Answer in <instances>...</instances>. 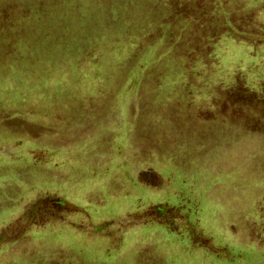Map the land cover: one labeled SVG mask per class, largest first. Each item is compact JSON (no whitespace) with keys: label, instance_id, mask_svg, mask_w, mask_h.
Masks as SVG:
<instances>
[{"label":"rangeland","instance_id":"1","mask_svg":"<svg viewBox=\"0 0 264 264\" xmlns=\"http://www.w3.org/2000/svg\"><path fill=\"white\" fill-rule=\"evenodd\" d=\"M176 1L0 0V125L16 129L0 133V234L37 198L70 208L0 236V264H264V106L226 93L232 75L255 90L264 46L225 44L217 72L183 78L155 44L204 12ZM121 40L139 64L160 56L157 79L127 73ZM80 58L99 74L74 82Z\"/></svg>","mask_w":264,"mask_h":264},{"label":"trees","instance_id":"2","mask_svg":"<svg viewBox=\"0 0 264 264\" xmlns=\"http://www.w3.org/2000/svg\"><path fill=\"white\" fill-rule=\"evenodd\" d=\"M182 1L184 0H177L176 2L178 3H175L176 7H182V3H184ZM200 1L204 12L201 25L197 27H187V24L190 22V18L187 16L183 19V21L181 20V23L185 24V32L180 34V31H176L177 33L171 35L172 29L169 28V23H164L165 27L162 29L165 30L166 35L161 41L157 43L155 42L157 52L163 49H168V52L170 51L171 54L173 53L175 55L176 60L173 68H171L173 72L183 74V78L192 77L193 74H196L199 77H204L203 74H205V76L209 78L215 71L217 72V68L214 69L215 67H213V65L217 63L215 61L218 60L214 57V53L218 55V51L221 52V46L225 44H247L251 46L254 45L257 48L264 46V26L261 22V20L264 18V13H261L264 12V0H250V4L248 3V0ZM245 1L248 4L245 3ZM257 2L259 3V5L257 4ZM212 3H215L214 7L211 6ZM245 4L247 7H244ZM1 6L2 7H0V9H4L5 5ZM205 8L207 9L205 10ZM242 8L243 11H241ZM241 13H243V15H241ZM211 28L215 29L213 34ZM169 32L170 35L168 34ZM198 33L200 34L199 36H197ZM218 34L220 36H218ZM240 35H243V37H240L241 40L236 38V36L238 37ZM167 36H170L171 44L169 41L166 42ZM181 41H183V43H181ZM111 42L112 41H108V46H110ZM134 43L135 42L127 43L126 47H124V44L122 42V49H120L118 52V56L121 54V51L122 54H124V56H122V63H126L125 70H127L128 74L136 70L134 75L137 76L140 74L139 70H144L147 75H149L147 79H157L158 73L155 69V66L157 64H160V56L157 57L155 53H153V56L155 55V57L152 56V58L150 57L145 59L143 62H141L144 65L139 64L140 61L138 62V54L134 50L136 44ZM117 48H119V46H117L116 49ZM116 52L117 51H115L114 54ZM135 54L137 55L135 56ZM256 55H261V53L256 52ZM249 65L250 63L245 64L244 69L246 68V70H250ZM140 67L141 69H139ZM262 67L263 73L264 60L262 61ZM98 70L99 69H97L94 60H85L83 58H80L77 63V67L75 69H72L70 73L73 77L77 75L74 81L77 82L79 81V78L84 79V77L93 76L96 75V73L99 74ZM119 70L120 69H118V72L120 73L121 70ZM236 74L238 75L240 74V72H237ZM232 76L234 78H232V81L230 82L231 85H233V88H231L229 92H226L227 101L231 103L232 106L238 104L240 107L242 106L248 108L252 104L256 106L263 104L264 106V74H262L260 81H257L254 85L255 90H249V88L247 89L244 85L243 80L241 78L239 79L240 76ZM138 77L140 79L142 78V75ZM133 84H135V80ZM159 85L160 84H158V86ZM247 100H251L249 104L247 103ZM1 109L2 107L0 108V110ZM1 114L2 111H0V115ZM256 117L258 118L257 114L256 116H254V119H256ZM3 124L0 125V133H2V131L9 133L10 131L14 132L16 130L10 127L6 128V126H4ZM172 207L173 206L162 205V207L158 206L154 208L153 217L156 216L158 223L169 227V224L166 223V218H174L172 213L174 209ZM68 211H70V208H68L62 201H59V199H52L47 197L37 198L33 202L29 203L21 212V214L16 218L15 226L13 227V229H7V232H5L4 235L9 234V238H5V240H10V238L13 239L17 237L25 225L28 226L46 219H55L56 221H60L62 218V215H60V213H66ZM56 213L59 216V218L57 219L54 215ZM170 215L172 217H170ZM4 235L2 233L0 234V236Z\"/></svg>","mask_w":264,"mask_h":264},{"label":"flooded vegetation","instance_id":"3","mask_svg":"<svg viewBox=\"0 0 264 264\" xmlns=\"http://www.w3.org/2000/svg\"><path fill=\"white\" fill-rule=\"evenodd\" d=\"M55 216L57 215V214H54ZM11 235H13V234H11Z\"/></svg>","mask_w":264,"mask_h":264}]
</instances>
